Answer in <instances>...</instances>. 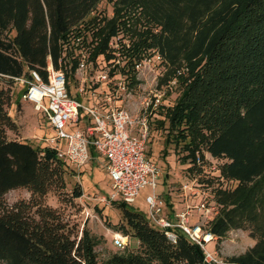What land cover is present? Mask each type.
I'll return each instance as SVG.
<instances>
[{"label": "trees", "instance_id": "16d2710c", "mask_svg": "<svg viewBox=\"0 0 264 264\" xmlns=\"http://www.w3.org/2000/svg\"><path fill=\"white\" fill-rule=\"evenodd\" d=\"M100 1L0 0V264H214L186 233L170 240L123 200H112L121 232L135 236L145 252L114 253L99 262L87 227L65 210L83 192L77 181L65 191L64 175L76 166L41 140L9 137L8 130L17 129L9 102L15 76L37 69L46 77L48 58L74 77L76 51L86 42L94 63L110 64L109 40L122 30L129 37L120 46L123 64L110 67V74L119 69L137 83L134 63L155 52L165 66L159 84L187 66L171 91L182 84L173 103L164 100L155 115L165 142L184 151L187 167L204 148L226 158L220 170L233 181L254 182L264 175V0H112L113 14L99 17ZM14 188L29 196L8 204L4 194ZM248 194L234 208L245 214L255 242L231 261L264 264V228ZM49 195L59 205L49 203ZM162 195L167 212H174L175 201ZM232 220L228 212L219 215L209 230L219 236Z\"/></svg>", "mask_w": 264, "mask_h": 264}, {"label": "built area", "instance_id": "2783aa9c", "mask_svg": "<svg viewBox=\"0 0 264 264\" xmlns=\"http://www.w3.org/2000/svg\"><path fill=\"white\" fill-rule=\"evenodd\" d=\"M121 42L128 44L122 30L109 40V46L115 54L110 67L116 63L123 64ZM76 54L78 63L74 77H77L78 72L81 80L72 85L75 87V94L71 91L72 86L64 68L56 67L50 58L46 64V77L37 69H31L28 75L15 76L18 84L24 86L23 97L33 102L34 108L45 115L52 128L51 133H34L31 138L45 142L54 148L58 157L76 167L89 159L91 148L98 150L105 158L111 188L109 195L102 194L98 197L100 200H123L128 203L134 200L140 187L148 184L151 191L146 194L145 199L149 205L150 220L163 229L172 241H175L177 231L186 233L202 246L207 261L215 260L212 252L205 247L206 242L215 235L210 231L203 232L201 224L191 219L195 210L205 217L211 215L209 190L199 185V173L193 171L189 175L186 170L182 172L179 194L183 206L168 213L165 210V198L155 190L161 170L146 154L149 119L157 115L160 104L168 92L173 90L178 76L185 73L187 66H178L165 82L148 88L140 105L133 108L121 104L124 99L122 95L129 88L125 73L117 69L110 74V67L96 69L90 58L89 48L83 44ZM155 54L160 57L157 52ZM147 58L149 57L135 62L134 68L139 69ZM61 62L62 58L59 59V63ZM92 70L96 72L95 75H90ZM87 80L93 81L89 85ZM93 84L102 86L99 97L92 90ZM87 91L94 95L92 99L85 98ZM81 97L89 103L84 102ZM88 119L90 122H87ZM194 164L196 171V166H203L202 158L197 156ZM113 240L117 246H123L128 242V235L115 231Z\"/></svg>", "mask_w": 264, "mask_h": 264}, {"label": "rangeland", "instance_id": "374dc122", "mask_svg": "<svg viewBox=\"0 0 264 264\" xmlns=\"http://www.w3.org/2000/svg\"><path fill=\"white\" fill-rule=\"evenodd\" d=\"M97 11L99 17L103 15L111 16L113 14V1L101 0L98 4ZM140 23L136 22L134 25L137 27L140 26ZM122 32L128 41V35L124 31ZM89 33L87 32V40L90 39ZM86 44L87 42L83 45L86 46ZM87 47L89 48V46ZM146 60L136 70L138 82L133 84L129 83L128 91L130 93L127 91L122 95L124 99L121 104H127L133 108L137 107L140 105V100L143 96L147 94L148 88L155 84L160 85L159 77L163 74L162 71L164 70L161 58L154 53ZM110 66L109 63H105L104 61L95 63L96 69H108ZM180 66H184V64ZM76 74L77 77L72 76L69 78L71 86L81 80L80 73L76 72ZM95 74L96 72L94 70L90 73V75ZM92 77L94 80V76ZM92 81L87 80L86 83L90 85ZM91 87L95 91L96 97H99L102 86L93 84ZM23 88L24 86L18 83L12 87L13 95L9 102V111L11 116L16 120L17 129L15 131L8 130V135L9 137H17L20 139H32L36 143L38 141L31 138V135L34 133L43 134L42 132L44 131L47 133L51 127L46 124L45 115L34 108L33 102L23 97ZM181 88L182 84L178 85L173 92L167 95L165 101L170 99V102L173 103L174 97L179 93ZM74 89L75 87L72 86L71 91L73 94L76 93ZM87 97L92 99L94 95H91L90 91H87L85 98ZM81 99L89 103L86 99L82 97ZM158 118L155 116L149 119L146 154L156 162L161 170V177L157 178L156 192L166 194L169 189L171 191V199L176 201L179 194L180 180L182 179V154L184 151L180 147H174L173 143L165 142L166 131L158 123ZM201 151L197 156L202 158L203 166H196V171L195 166L193 168L186 166L185 172L189 175L193 171L199 173V185L209 190L208 204L211 215L205 217L195 210L191 219L194 222H199L202 231L207 232L210 231V225L216 217L226 212L231 214L233 220L227 229L219 236L215 235L213 239L206 242L205 247L212 252L215 258V260H212L214 264H240L231 260L236 256L244 254L255 242V238L250 234L252 228L245 218V214H241L240 210L234 207L243 196L249 193L248 195L252 197L253 206L251 212L254 211L256 213L257 224L264 228V175L254 182H241L238 184L220 170V166L226 158L214 157L207 153L204 148ZM90 153L89 159L84 164L80 167H75V169L68 170L64 175L65 191L70 192L76 181L80 183L83 191L79 197L74 199V206L66 205L65 210L67 216H70L71 220L79 222L80 227H82L83 223L85 224L94 240L95 252L99 262H104L114 253L128 254L133 251L144 253V245L139 243L135 236L128 238L127 244L123 246H117L114 243L113 233L115 231H121L119 227L121 212L116 202L103 201L98 198L102 194L106 196L110 194V180L106 171L104 156L93 148L90 149ZM250 188L254 192H248ZM150 191V186L145 184L139 188L134 200L128 202L129 207L142 212L146 218H150V215L149 205L145 196ZM28 196L29 192L24 188L10 189L4 194L8 204H12L20 197ZM47 201L52 205H59V201L55 196L49 195Z\"/></svg>", "mask_w": 264, "mask_h": 264}, {"label": "crops", "instance_id": "0c3cea01", "mask_svg": "<svg viewBox=\"0 0 264 264\" xmlns=\"http://www.w3.org/2000/svg\"><path fill=\"white\" fill-rule=\"evenodd\" d=\"M183 166H182V168H183V171H185V169H186V166L188 165L187 163H184L183 162V164H182ZM182 171V172H183ZM161 177V174L159 175V177L158 178H160ZM181 181V180H180ZM109 183H110V181H109ZM169 194L171 193V191H169V189H168V191H167ZM172 200V199H171ZM173 201V200H172ZM174 205V207H175V211L176 210H178V209H180L182 206H183V203H182V200H181V198H180V194H178V196H177V200L173 203ZM182 204V205H181ZM179 205H181L180 207H179ZM167 206H165V210L167 211Z\"/></svg>", "mask_w": 264, "mask_h": 264}, {"label": "bare ground", "instance_id": "6f19581e", "mask_svg": "<svg viewBox=\"0 0 264 264\" xmlns=\"http://www.w3.org/2000/svg\"><path fill=\"white\" fill-rule=\"evenodd\" d=\"M209 238V236H207Z\"/></svg>", "mask_w": 264, "mask_h": 264}]
</instances>
